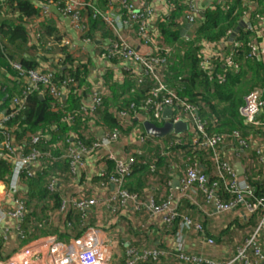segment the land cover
<instances>
[{"label": "built area", "instance_id": "1", "mask_svg": "<svg viewBox=\"0 0 264 264\" xmlns=\"http://www.w3.org/2000/svg\"><path fill=\"white\" fill-rule=\"evenodd\" d=\"M145 0H104L109 10L118 11L125 28L134 33L138 47L129 43L128 37L116 29V20L107 13L86 0H52L43 2L40 20L32 23L29 30L41 19L51 17L49 7L56 10V14L67 20L76 33L79 34V43L69 41L65 35L58 44L65 48L76 62L98 63V72H103L100 63H112L126 73L134 84L131 93L138 89L147 91L146 113L149 118L144 119L141 113H136L133 120L162 125L163 111L169 109L172 113L170 122H183L186 130L180 134H171V141L167 143L169 151L161 141L144 134L139 128L132 129L135 138L131 152L124 157L117 155L114 146L122 138L116 129H109L99 121V112L103 101L108 98V86L102 75L99 79L84 87L77 88V83L64 77L55 82V74L60 71L58 63L62 55L55 57V64L45 69H24L19 63L12 61V69L17 73L20 91L14 95L9 103V110L0 112V151L9 158L12 166L10 180L0 183V241L8 242L9 235L15 233L23 238L20 224L28 214V195L21 190L22 179H35L52 164L68 165L69 181H75L79 174L87 172L88 158H98L101 163L94 170L98 178L99 187L112 191L105 197L86 196L79 194L63 196L55 212V220L60 222L65 230H69L72 221L69 217L79 213L86 219L93 210H104L118 221L120 215L128 216L133 220L136 215L143 219L147 227H158L162 231L170 232L167 237V247L159 244L145 247L137 240L128 244L124 249L123 259L119 264H162L172 261L175 264H264V94L259 88L248 91L242 98L238 108V116L244 128L243 131L233 130L224 135H214L209 132L205 119L199 115L198 106L186 103L179 95L168 88L164 73L167 72L172 49L162 43L161 37L154 32L153 19L156 18V7L144 4ZM165 3L167 13L182 10L181 20L185 25H195L202 14L200 7L202 0H161ZM235 0H210L208 9L218 5H226ZM249 12L257 8L258 0H239ZM90 17L100 21L105 30L113 31L114 37L99 49L88 52L92 41L87 37L89 26L87 12ZM109 12V11H108ZM259 27L251 29L260 34L264 42V18L258 22ZM36 32V31H35ZM154 33L156 35H154ZM36 38H39L37 35ZM191 36H184L188 42ZM39 46L41 43H37ZM52 44L45 43L42 49H49ZM201 68L209 70L212 60L222 58L219 44L205 43L201 45ZM143 48L148 49L145 51ZM255 57L264 62V46L260 52L251 49L247 58ZM226 63L233 69L231 58ZM75 65H78L76 63ZM77 90L80 98L78 109L67 111L62 103L65 93ZM86 94L83 96V92ZM33 92H41L42 96L51 99V111L61 113V121L74 126L80 121L78 134L65 136V142L58 140L51 143V137L45 134L26 135L20 140L7 128V123L25 110L27 97ZM113 116L121 126L128 125L129 112L113 110ZM51 131H56L53 127ZM76 134V132H73ZM100 133V135H99ZM131 137V135L129 136ZM69 139V140H68ZM126 139V137H125ZM88 140V143L85 141ZM74 141V142H73ZM232 141V142H231ZM195 149L207 155L209 163L208 173L200 166L184 159H178L172 164L173 173L180 170L176 178L178 190H172V183H166L167 192L160 199L153 195L139 197L123 189L125 178L130 175L136 163H153V154H147V149H158L159 157H179L181 149ZM46 149V150H45ZM57 151V154H53ZM52 152V153H51ZM173 154V155H172ZM97 159V160H98ZM239 163L241 172L234 168ZM112 171L109 172L108 165ZM24 176V177H22ZM58 180L54 175L47 181V190L57 193ZM189 205V209L186 207ZM230 213L243 225L250 220L253 227L246 233L234 255L226 260H213L200 253L186 251V234L195 237H204L203 222L194 215L211 219L213 224L225 218ZM121 215V216H122ZM234 219V218H233ZM177 229L172 232L174 225ZM84 226V225H82ZM139 226V225H138ZM148 233L144 234L146 236ZM109 234L100 227H85L77 238L60 240L56 237H47L34 240L24 245L11 255L0 256V264H112L113 248L109 245ZM208 246H213V239H206Z\"/></svg>", "mask_w": 264, "mask_h": 264}, {"label": "trees", "instance_id": "2", "mask_svg": "<svg viewBox=\"0 0 264 264\" xmlns=\"http://www.w3.org/2000/svg\"><path fill=\"white\" fill-rule=\"evenodd\" d=\"M47 1L52 0H43L42 2ZM15 6L22 23L17 26L0 28V35L2 36V40L0 41V112L9 110L11 98L20 91L18 81L14 80L17 78V73L12 69L11 62L17 61L27 70L36 69L38 67L37 62L31 58L36 57L40 50L46 53L54 51L57 54H62V61L58 63V66L62 69L55 74V82L62 81L64 77L70 78L78 84L77 88L79 90H83L86 87V83H88V65L83 62H77L78 65H74L75 61L71 58L70 53L57 44L58 37H51L54 33L49 28L45 30L44 34H40L38 38V43H41L40 46L34 43L25 48L28 43V35L23 20L28 22L33 21L37 16V9L31 0H16ZM181 11L177 9L172 12L159 25L158 29L162 43L174 47V49L172 48V54L170 56V58H175L171 69L172 75L169 76L168 82L166 78L168 88L175 91L186 103L198 106L199 115L208 123L211 134L224 135L233 130H238L243 131L245 135V130L238 116V108L242 104L241 98L254 88L261 89L264 94V62L255 57L247 58L252 49L250 39L253 35L255 36V33L252 30L240 31L235 36L233 43L220 48V53L223 54V57L212 60L209 70H203L201 68V56L199 52L202 47V42L221 44L226 41L231 32H233L241 19L249 11L239 0L230 1L223 6L218 5L214 9L207 8L204 11V15L201 18L199 17L200 20L196 23L197 25L195 24L191 40L188 42L181 40V34L178 31L171 30V27L176 28L175 22L182 15ZM249 13L253 21L252 23L256 25L258 21L264 18V0H258L256 10ZM42 37L45 40L50 39L52 45L49 49H42L43 45H45ZM23 47L25 48L24 56L16 59L17 53ZM228 57L231 58L233 69L226 63ZM109 78V75H105L103 79L107 83ZM115 84L113 87L120 85L116 82ZM116 91V89L115 91L110 89L109 93L112 95L111 100L108 101V98H106L103 101L102 107L98 111L99 121L104 127L116 129L122 136H126L132 129L138 126L140 127V124L133 120L134 114L141 113L145 120H151L143 112L144 108L146 109L147 91L134 93L130 91L129 93H122L120 97L116 96ZM84 94H86V91L83 92V96ZM61 101L65 104L67 111L77 110L80 103V98L77 97V90L72 89L66 92L64 99ZM113 110L128 111L130 115L128 125L121 126L113 116ZM61 116V113L51 111V99L49 97L42 96L41 92H33L27 97L25 110L13 117L7 123V128L19 140L26 137V135L41 133L51 137V143L58 140L64 143L65 136L71 134L75 136L78 134L80 121H77L74 126H69L61 121ZM156 125L160 126L158 124ZM53 127L56 128V131L52 132L51 129ZM73 132H76V134ZM159 140L165 146L166 150L169 151L167 143L171 141V135ZM88 142V140L85 141V143ZM1 154H3L2 151H0V183L6 184L10 180L12 166L9 158L5 154L2 156ZM152 154L154 160L152 164L148 161H145L146 163H136L130 175L125 178L123 189L128 193L136 194L143 198L145 197V191L148 190L151 180H159L161 184L166 185L170 178L173 176L178 177L181 171L175 170L173 173L172 164L177 163L180 158L189 162V165L194 164L200 166L208 173L209 163L207 161V155L198 150L183 147L181 149V155L177 157L172 154V158L159 157L158 149H155V151L152 150ZM62 165L60 172L53 171L58 181L60 178L68 179V165L66 163ZM112 168L110 166L109 172L112 171ZM46 175L47 172H43L35 179H22L23 184L29 192V200L36 202V211H39L37 213L35 208L31 210L28 207L26 220H29L27 228L31 233L35 231L34 228L30 227L32 218L37 223V214L45 215L48 212H52L60 204L58 193H50L47 190L46 179L44 178ZM69 219L72 221V228L66 231L64 237H79L85 226L91 224L90 221L88 222L86 219L81 218L79 213L74 214ZM235 221H233V225L242 229L249 228L250 230L254 225L253 220H250L245 225H240L238 223L239 221L235 225ZM40 226L43 230L44 222ZM176 229L177 225L175 224L172 232ZM43 234L45 236V233Z\"/></svg>", "mask_w": 264, "mask_h": 264}, {"label": "crops", "instance_id": "3", "mask_svg": "<svg viewBox=\"0 0 264 264\" xmlns=\"http://www.w3.org/2000/svg\"><path fill=\"white\" fill-rule=\"evenodd\" d=\"M42 1L43 0H31L34 7L37 9V16L31 22L23 20V24L25 26V30H26L27 35H28V43L25 46V48L27 46L29 47V45H31V44H34V43L37 44L38 38H36L35 36L37 35L38 37H40V34H44L45 30H47L48 28L51 29L52 32L54 33V35H52L51 37L55 38V36H56V38L57 37L59 38V40L57 41V44L60 43V39L64 35L66 38H68L69 41H72L74 43H79L80 42L79 41L80 40L79 34L74 31V29L70 26V24L67 20H62L56 14V10L52 7H49L52 16L48 17V18L41 19V21L39 23L34 25L29 30V26L32 23L36 22L37 20H40V19H38V18H40V15H41L40 14L41 13L40 8H41V6L44 5V3ZM86 1L92 2L97 7L98 10L112 16V18L116 20L117 31L119 33L123 32V35L128 37L129 43L131 45H135L137 49L138 48L140 49V47H138V45L136 43V39H134V33L127 30L125 28V26L122 24V18L118 17V14H117L118 11L112 10V9L109 10L107 5L105 4L104 0H86ZM209 1L210 0H202L201 1L200 7H201L203 12H202L200 18L204 15V11L207 9L206 5ZM15 2H16V0H0V28L6 27V26H17L20 23H22V21L20 19V15L18 14L16 6H15ZM144 4L150 5L152 7H156V18L153 19L155 27L153 29H154V32L159 36V32H158L159 25L162 24L164 22V19L169 16V15H166V13H167L166 5L161 0H145ZM90 14H91L90 11L87 12V21H88L87 24L89 26V31L87 33V37H89L91 39L92 44L89 45L87 51L88 52H91V51L95 52L94 49H99V46H102L103 43L104 44L108 43V41L114 37V32L111 30H109V31L105 30L104 25L100 21L95 20L92 17H90ZM243 19H247L246 27L240 28V30L237 32V34L240 31H249V30L251 31L252 28L255 29L256 27H259V25H258L259 21L256 23V25H254L252 23L253 21L251 19L249 12L247 15H245L241 19V21L239 23H241L243 21ZM239 23H238V25H239ZM175 24H176V28L174 29L171 27V30L175 31V32L178 31L181 34V40H183L184 36H187V35L192 36L193 29H194L195 25H192V26L191 25H185L181 20V16H179L176 19ZM253 32L255 33V31H253ZM155 33H154V35H156ZM230 35H229V37H230ZM159 37H161V36H159ZM229 37L226 39V41L219 44V48L225 47V46L233 43V40L235 37L231 41H229ZM1 40H2V36L0 35V41ZM42 40L44 43L50 42V39L45 40L43 37H42ZM202 44H205V42H202ZM250 45H251V48L254 49L257 53L260 52V50H262V48L264 46L263 39L257 30H256L255 36L253 35L250 39ZM167 46L170 47L171 49L172 48L174 49L173 46H170V45H167ZM25 48L23 47V49L17 53L16 59L18 57L24 56ZM143 49L145 51H148V49H145V48H143ZM57 55L61 56L62 54H57L54 51L46 53L45 51L40 50L37 53V56L33 57L31 59L33 61L36 60L38 69H45L46 67H52V64L56 65L54 58L57 57ZM79 60L80 59H77L76 62L74 63V65L77 62H80ZM174 60H175L174 57H171L169 59V64L167 66V68H168L167 72L164 73L165 82H166V78H167V82H168L169 76L172 75L171 69H172V65L174 63ZM15 62H17V61H15ZM86 64L88 65V69H89V78L87 81L88 83H86V87H90L92 83H94L95 81H97L99 79V77L97 76V73L99 75H102L103 78L105 75L110 76V78L107 82L108 101H110L112 98V95L109 93L110 89H112L113 91H115V89L117 90L116 91L117 97H120L122 93H126V92L129 93L131 90L134 89V84L132 83L131 79L129 77H127L126 73H124L121 69L116 67V65H113L112 63H105V64L100 63V66H103V71H104V73H103V72H98V67H97L98 63H96V64L92 63V67H91L90 62H86ZM58 67H60V66H58ZM60 69H62V68H60ZM115 82L122 85V87H120L119 84H118L119 86L113 87V85H116ZM138 91H145V90L144 89H138L137 92ZM243 96H242V98H243ZM242 98H241V100H242ZM63 99H64V97H63ZM135 122L140 124V127L138 126L137 128L141 129L144 132L143 126H142L143 123H141L137 120ZM144 134H146V133L144 132ZM99 135H100V133H99ZM128 135L129 136L131 135V137H129ZM128 135L122 136V138L118 140L117 145H115L113 147L114 151H116L117 155H119L121 157H124L126 154L131 152L134 147H136V145H134V143H132L133 141H135V138L132 137V131H129ZM125 137H126V139H125ZM153 138L156 139V137H153ZM159 139H162V138H157L156 140L160 141ZM56 142L57 141H54L52 144H54ZM152 150L155 151L152 148H148L147 154L151 155ZM53 154H57V151L55 153L53 152ZM97 159L98 158H95L92 156L88 158V160H87L88 161L87 172L79 174V178H77V180L69 181V178L68 179L67 178H65V179L60 178L59 179V182H58L59 190L57 193H58L60 198L63 196L74 197V195L75 194L78 195V193L82 194V195H86V196L96 195L98 197H105L107 194H109L113 190L112 187H110V186L108 187L107 190L99 187L98 178H96L94 175V170L101 163V161L99 159L98 160ZM146 161H149V160H146ZM62 166L63 165L52 164V165L47 166V168L45 170L43 169V172H47V175L44 177L46 179V185H47L48 178L52 175L55 176L53 171L60 172V170H61L60 168H62ZM110 166H111V164L108 165V167H110ZM176 178L177 177H175V176L170 178L172 184L174 181H177ZM149 183L150 184H149L148 190H146L145 194H144L145 197L147 195H153V196H155V198L160 199L163 196V194L167 192V187L165 185L161 184V182H159V180H157V181L151 180ZM21 190H24V192L27 193V195H28L29 192L26 189V186L24 184H22ZM172 190L174 192H177L178 188L176 189V188L172 187ZM185 205L189 209V205L186 203H185ZM56 210L57 209H54V211L48 212V216L50 218V221H53V227L51 229V223L49 221L44 222L43 230H45V232H44L45 236H43V238L56 237L60 240H68V239H72V238H77L76 236L75 237L74 236L73 237L72 236L71 237H69V236L64 237L67 230H65V228L62 225H60V222L55 220L54 216H55ZM37 213H35V214H37ZM193 217H195L197 220H200L203 222V225L205 227L206 232H205L204 237L199 236V238L195 237L192 233L186 234L185 249H186V251L188 250V251L200 253V254L204 255L205 257L213 259V260H226V259L232 257L236 251L237 246L241 244L243 239L246 237V233L248 232L244 228V229H242L241 232L238 233L237 238H233V241H228V240H226V238L223 237V234L230 228L227 229V226H225L224 227V233H222L223 230L219 231V230L215 229V225H213V221L211 219H206V218L204 219V217H202V216L200 217L198 215H194ZM119 219H120L119 221H116L113 218H111L107 214L106 211H104V210L100 211L98 209L91 210L86 216V220L88 222L90 221L91 224H89V226H85V227H100L101 229H103L104 231H106L109 234V236H110L109 245H111V247L113 248L112 260H114L113 261L114 264H119L122 261L121 257L124 254L125 247L128 244H130L131 242H134L135 240H137V241L139 240L137 243L141 244L142 246H145V247H151V246H155L157 244H159L161 247H167V244L169 242V241H167L168 240L167 237L171 236L170 232L166 233L165 231H162L158 227H147L145 221L143 219H140L139 215H136L133 218V220L129 219L128 216H125V215H122L121 218L119 217ZM226 219H227V221L225 222L226 224H228V223L230 224L231 222L236 220L235 217H233V213H230L229 215H227ZM221 220H222V218H221ZM238 223L240 225H243L241 223L240 219H239ZM234 228H235V226L233 225V229ZM28 233L32 234L30 231H28ZM146 233H148V234L146 236H143ZM0 235H1V233H0ZM209 238H212L214 241V245L211 247L208 246L206 243V239H209ZM20 240H23V238H20L15 233H11L9 235L8 242H6L5 244H1V241H0V256L1 257L5 256L3 254L11 255L13 252H15L16 250L23 247L24 245L21 246ZM33 241H34V239L30 240L27 244H29ZM116 249L119 250L118 253L116 252ZM162 264H175V263H173L172 261H164Z\"/></svg>", "mask_w": 264, "mask_h": 264}, {"label": "rangeland", "instance_id": "4", "mask_svg": "<svg viewBox=\"0 0 264 264\" xmlns=\"http://www.w3.org/2000/svg\"><path fill=\"white\" fill-rule=\"evenodd\" d=\"M27 205L29 207V209L31 208V210L33 208H35V211L37 210V204L34 200H29L28 198V202H27ZM37 212V211H36ZM47 213V212H45ZM36 218H37V223H35V220H31V223H30V227L34 228L35 231L30 234L28 233V222L29 220L27 221L25 219V221L23 223L20 224V228H21V232L23 233V240H20L21 242V246L27 244L30 240L34 239V240H39V239H44L43 238V233L45 232V230H42V227L40 226L41 223L45 222V221H49L51 223V229L53 227V221H50V218L48 216V213L47 214H37L36 215ZM227 221L226 217L223 218L222 220L218 219L217 220V223L213 224L215 225V229L219 230V231H222V233H224V227L227 226V229L230 228V229H226L227 231L223 234V237L226 238V240L228 241H233V238H237V235L239 232L242 231V228H239L238 226H235V228L233 229V222H231L230 224H226L225 222ZM235 225H237V221H235ZM21 237V236H19ZM119 250L116 249V252L118 253ZM114 260H112V264Z\"/></svg>", "mask_w": 264, "mask_h": 264}, {"label": "water", "instance_id": "5", "mask_svg": "<svg viewBox=\"0 0 264 264\" xmlns=\"http://www.w3.org/2000/svg\"><path fill=\"white\" fill-rule=\"evenodd\" d=\"M247 19H243L241 23L237 26V28L231 33L229 37V41H231L237 34V32L240 30V28L246 27ZM171 111L169 109H165L163 111V119L166 120L161 126H157L151 122L145 121L143 122V130L144 132L152 137L156 138H163L171 134H180L186 130V124L183 122H178L176 124H172L170 122L171 119ZM1 148V147H0ZM3 154H1L2 156ZM238 173L241 172L240 164L237 163L234 167ZM173 188H178V182L174 181L172 184Z\"/></svg>", "mask_w": 264, "mask_h": 264}]
</instances>
